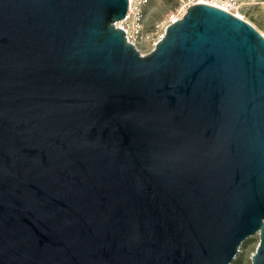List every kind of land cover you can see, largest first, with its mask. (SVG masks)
<instances>
[{
    "label": "water",
    "instance_id": "1",
    "mask_svg": "<svg viewBox=\"0 0 264 264\" xmlns=\"http://www.w3.org/2000/svg\"><path fill=\"white\" fill-rule=\"evenodd\" d=\"M129 0H0V264H231L261 230L264 35L191 5L143 54Z\"/></svg>",
    "mask_w": 264,
    "mask_h": 264
},
{
    "label": "rangeland",
    "instance_id": "2",
    "mask_svg": "<svg viewBox=\"0 0 264 264\" xmlns=\"http://www.w3.org/2000/svg\"><path fill=\"white\" fill-rule=\"evenodd\" d=\"M210 2L222 5L232 13H240L244 20L250 22L264 35V0H143L137 8L142 12L144 38L139 41L138 47L146 54L153 48V42L148 36H158L157 25L167 19L172 13L182 11L187 2ZM134 3V2H133ZM260 242V233L248 237L241 246V252L231 264H252L253 254Z\"/></svg>",
    "mask_w": 264,
    "mask_h": 264
},
{
    "label": "built area",
    "instance_id": "3",
    "mask_svg": "<svg viewBox=\"0 0 264 264\" xmlns=\"http://www.w3.org/2000/svg\"><path fill=\"white\" fill-rule=\"evenodd\" d=\"M142 1L143 0H134L133 8L126 14L124 19L118 20L115 22V25L117 27L123 28L125 30L127 39L130 42L134 43L138 49L139 47L137 43L141 41V39L144 38V31H143V24H142V19H143L142 12L137 8V6L142 3ZM196 3L198 2L185 3V5L182 7L181 12L178 11L176 13H172L167 19L159 23L157 25L158 36L156 39L154 38V36L151 37L147 35V38L151 39L153 42V48L151 50L154 49L157 42L164 36L168 26L180 20L183 17L182 15L186 11V9Z\"/></svg>",
    "mask_w": 264,
    "mask_h": 264
},
{
    "label": "bare ground",
    "instance_id": "4",
    "mask_svg": "<svg viewBox=\"0 0 264 264\" xmlns=\"http://www.w3.org/2000/svg\"><path fill=\"white\" fill-rule=\"evenodd\" d=\"M133 2H134V0H129V7H128V11H127V13L133 8ZM202 3H207V4H211V5H213V6H217V7H220V8H223V9H225V10H228V11H230V9H228V8H226V7H224V6H222V5H219L218 3H208V2H205V1H201ZM200 2V3H201ZM230 12H232V11H230ZM233 14H235L236 16H238V17H240V18H242V19H244V17H243V15H241L240 13H233ZM183 16V15H182ZM183 18V17H182ZM124 19V18H123ZM123 19H121V20H123ZM256 233H260L261 234V230L259 229L258 231H256ZM255 234V233H254ZM253 234V235H254ZM250 237V236H249ZM242 246V245H241ZM241 252V247H240V251H239V253ZM238 253V254H239ZM237 254V255H238ZM237 255H236V257H237Z\"/></svg>",
    "mask_w": 264,
    "mask_h": 264
}]
</instances>
